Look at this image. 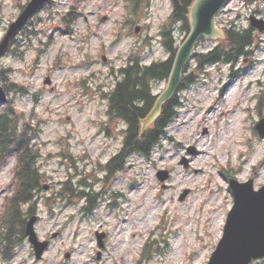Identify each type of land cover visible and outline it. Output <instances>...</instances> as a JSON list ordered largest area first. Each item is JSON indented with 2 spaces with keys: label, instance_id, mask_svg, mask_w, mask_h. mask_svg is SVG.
I'll use <instances>...</instances> for the list:
<instances>
[{
  "label": "rangeland",
  "instance_id": "obj_1",
  "mask_svg": "<svg viewBox=\"0 0 264 264\" xmlns=\"http://www.w3.org/2000/svg\"><path fill=\"white\" fill-rule=\"evenodd\" d=\"M28 1L0 0V39ZM170 11V0H46L16 33L0 70L22 87L7 101L35 134L43 188L34 229L49 244L37 259L24 239L0 264H206L233 204L228 178H252L255 189L264 183V136L255 128L264 118V29L257 28L247 54L232 62L199 67L191 57L182 72L192 82L176 91L179 106L160 145L106 173L104 164L122 146L124 123L109 119L104 95L132 53L142 64L167 58L159 33ZM251 15L264 20V0H230L216 24L247 28ZM174 37L179 46L185 37L179 26ZM216 41L202 38L194 52ZM166 82H153L152 92L160 94ZM208 105L216 106L210 118L203 114ZM228 108L233 120H220ZM201 135L212 138L211 151L199 156L190 148L195 152L191 143ZM13 165L12 156L0 164V210L13 188ZM161 169L168 171L163 181ZM69 178L95 197L93 210L84 197L58 196ZM96 232L104 233L103 248Z\"/></svg>",
  "mask_w": 264,
  "mask_h": 264
},
{
  "label": "trees",
  "instance_id": "obj_2",
  "mask_svg": "<svg viewBox=\"0 0 264 264\" xmlns=\"http://www.w3.org/2000/svg\"><path fill=\"white\" fill-rule=\"evenodd\" d=\"M171 11L166 21L161 25L160 36L168 53L167 58L156 60L150 64H142L137 54H131L126 63L117 69L116 81L111 90L104 96L108 100L106 114L109 119H117L124 123L122 128V146L105 164L106 173L114 175L122 170L127 158L138 153L144 157L150 156L152 151L160 145L165 135V129L176 116L179 106L177 94L161 105L158 115L152 122L142 128V121L154 107L157 94L152 92V83L167 80L172 69L177 51L174 30L176 26L185 33L190 30L189 7L194 0H170ZM133 6V8H135ZM23 5L21 6V8ZM253 31L251 27L238 28L235 25L224 27L225 37L217 41L205 53H193L196 63L200 67L204 64L218 62H232L247 54L253 45ZM183 71L178 91L185 89L192 80ZM20 88V89H18ZM22 92V87L9 80L7 69L0 70V100H8L9 94ZM0 107V164L5 158L13 157V188L3 200L0 210V263L9 261L15 247L25 239L26 218L37 211L38 194L43 188L42 173L39 171L38 158L40 152L32 141L34 131L22 120L23 115L13 110L10 101L2 102ZM58 196L66 199L84 197L87 201L86 209L95 208V199L90 192L72 187L70 178L61 181ZM85 186L82 183L81 186ZM49 197H45L48 199ZM150 241H146L143 252L150 255Z\"/></svg>",
  "mask_w": 264,
  "mask_h": 264
},
{
  "label": "water",
  "instance_id": "obj_3",
  "mask_svg": "<svg viewBox=\"0 0 264 264\" xmlns=\"http://www.w3.org/2000/svg\"><path fill=\"white\" fill-rule=\"evenodd\" d=\"M45 0H29L17 18L10 23L6 33L0 40V57L6 52L11 39L27 19ZM229 0H194L189 7L190 30L179 45L166 87L158 95L156 103L149 115L142 121L143 128L159 113L162 103L169 100L178 89L182 80V70L192 56L194 48L201 38H223L224 33L216 25V14ZM250 25L258 30L264 29V20L250 16ZM46 81H48L46 79ZM258 134L264 136V118L255 125ZM192 151V148H190ZM186 163V160H183ZM157 177L163 181L168 178V171H157ZM229 186L233 195L230 208L223 227V232L206 264H249L252 260L264 258V184L258 189L253 187V179L239 182L229 178ZM184 191L180 198L185 195ZM36 216L32 215L25 224V234L33 245L36 258L45 251L48 241L39 240L34 223ZM104 233L96 232L98 246L101 248ZM100 251L97 253L99 257Z\"/></svg>",
  "mask_w": 264,
  "mask_h": 264
},
{
  "label": "bare ground",
  "instance_id": "obj_4",
  "mask_svg": "<svg viewBox=\"0 0 264 264\" xmlns=\"http://www.w3.org/2000/svg\"><path fill=\"white\" fill-rule=\"evenodd\" d=\"M262 59H264V54H262ZM243 100V99H242ZM208 103V102H207ZM241 105V104H240ZM207 107H210L209 108V110L207 111V109L203 112V114L204 113H207V117L208 118H210L212 115H214V110L216 109V106H207ZM245 105L244 104H242L241 106H239V110H241V109H245ZM203 111V110H202ZM232 110H231V108H228L227 110H226V112L225 111H220L219 112V115L221 116V119L220 120H226V119H229V120H233L232 119ZM202 113V112H201ZM201 115V114H199L201 117H204V115ZM218 115V116H219ZM233 117H237V114H235ZM207 118V119H208ZM228 123V122H227ZM229 124V123H228ZM229 127H230V125H229ZM227 133V132H226ZM217 135V134H216ZM223 135H225L224 133H219L218 134V136L222 139V137H223ZM202 137H198L195 141H193L191 144H193V146L192 147H194L195 148V152H193V153H196L197 155H199V156H201L202 154H207V152L208 151H211V147H207V143L208 142H210L211 141V137H210V139H208L207 138V136H204V135H201ZM220 139V140H221ZM260 146V145H259ZM208 148V151L206 150ZM258 153L257 154H261V148H260V150L259 151H257ZM194 163V162H193ZM200 171L201 172H203V170H202V168L200 169ZM209 206V205H208ZM190 209H192V208H190ZM190 211V210H189ZM215 214V213H214ZM192 214H190V216H191ZM218 215V214H217ZM193 223V222H192Z\"/></svg>",
  "mask_w": 264,
  "mask_h": 264
}]
</instances>
